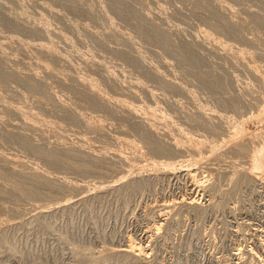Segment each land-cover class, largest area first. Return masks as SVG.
<instances>
[{
  "label": "rangeland",
  "instance_id": "obj_1",
  "mask_svg": "<svg viewBox=\"0 0 264 264\" xmlns=\"http://www.w3.org/2000/svg\"><path fill=\"white\" fill-rule=\"evenodd\" d=\"M0 1L5 6L0 8V33L17 37L24 43L45 42L57 51L59 50L61 56H65L64 62H57L49 56L36 55L31 48L23 53L15 48L12 54L17 59L19 58L17 61L26 58L24 61L27 62L28 60L29 62V59H35L37 56L56 71L59 69L65 74H72L71 76L77 74L86 78L89 76L93 83L105 91L108 96L121 97L130 104L149 106L155 110L166 112L171 117L173 124L181 128L186 135L183 138L187 137V140H182L186 149L183 150L185 154L183 151V153L179 152L183 154L182 156L180 154V157L178 152L170 149L172 148L170 142L168 145L170 139H165L168 136L162 135L164 130L163 133L162 129L159 130V136L155 133L151 134L147 129L144 131L145 126L143 127L134 118H129L118 108L87 104L81 95V89H78L80 87L74 80L72 82L70 77H63V80L58 82L55 78L45 74L42 76V80L47 83L44 87L21 75L10 76L12 72L6 66L4 73L0 74V103H11L16 106L27 104L42 118L50 119L58 124L60 130L55 131L56 134L50 130L45 132V143L40 137L42 134L39 132L37 134L35 130H29L25 127L21 128L22 126L18 127L15 115L0 110V117L2 118L0 120L3 121L2 124L0 123V158L2 156L1 161H3L2 159L6 154L5 157L12 160V156L14 162L12 165L6 161H0V171L3 170L5 163V169L9 164L6 171L12 172L11 177L0 178V225L2 224L0 226V264H106L105 261L109 263L112 260L119 261L115 264H264V246H262L264 245V178L256 177L257 174L250 170L253 166L254 157L264 152V133L262 132L264 131V117L261 121L259 115L264 104L263 0H225L238 11L235 15L220 12V18L213 14L212 4L216 0H132L129 2L132 9L140 14L148 15L147 18L151 23H156L164 30L166 29L165 31L171 40H177L176 42L181 44L184 40V46L185 44L194 46V48L187 47L195 53L197 51L196 54H199L200 58L202 56L203 60L197 67L198 69L194 70L197 75L192 76L187 74L183 64L181 70L180 61L173 56L170 57L168 53L162 52L163 49H160L159 46H152L151 43V45L148 43L149 46L144 39L141 41L137 37L132 40L133 31L131 35L128 33H131L133 29L124 25L125 23L122 24L123 20L121 21L118 17L115 18L118 22L113 21L117 15L114 12L115 16H113V11L108 9L109 0H80L79 5L83 2L84 6L78 7L79 5L75 6L74 3V7H72L74 11L62 0H22V3L19 0L18 4H15V1L10 4V0ZM77 7L79 9L84 7L86 10L81 9L80 11ZM215 11L217 10L215 9ZM15 15L19 16V20H15ZM119 19L121 24H119ZM4 20L11 21L10 23L14 26L9 27L4 23ZM36 23L44 24L45 28H49L54 33L48 38L43 36L44 34L37 33L33 29L36 27ZM23 27L26 28L23 29ZM80 28L85 29L82 32ZM125 28L128 31L130 28V31L126 32ZM200 28L207 30L211 36L209 41H205L206 43L202 40L204 37L200 36L202 35L198 31ZM88 32H90V40H88ZM112 32L114 33L113 38L107 37ZM92 34L97 37L93 39L94 35L92 36ZM110 37L111 40L108 39ZM199 37L201 38L199 39ZM113 39L118 40H115L117 43ZM213 39L219 43V45L217 43L218 46L214 44ZM93 40L97 41L98 46L101 42L106 41V46L102 43L106 49H104L105 47H102V50L99 49ZM98 40L101 42L99 43ZM211 40L213 43H210ZM118 43L120 44L117 45ZM223 44L225 46L221 50ZM220 45L221 47L218 49L217 47ZM107 46L108 48L110 46L111 50L116 46V52H120L119 49H121L120 53L129 57L122 56L128 62L123 61L115 49L112 52L110 49L108 50ZM155 47L159 49L157 50ZM107 51L112 54L115 52L116 55L115 53L108 55ZM235 51L242 52L241 58H244L239 59L238 56H241L239 53L236 57ZM117 55L120 59L114 60ZM130 59L137 62L142 60L147 63V66L149 65L151 68L150 72L155 76L158 75L161 80L163 79L162 81L165 80L166 86H161L160 79L156 80L153 75H147L145 69L143 70L142 67L140 69ZM22 62H19L20 65L17 67H22ZM109 73L115 78L116 84L107 78ZM204 74H208L207 79L211 84L220 75L219 79H222L224 84H229V88L227 89L228 86L221 87L222 90L218 88L220 90L212 91L213 93L210 87H206L205 90V86H201L203 83L200 84L201 80H199L200 82L197 81L199 78L202 79ZM148 77H151V80ZM152 78L157 83L152 81ZM149 80L151 83L148 82ZM152 82H155L156 85ZM230 85H233L234 88H231ZM51 91L62 100H60L61 102L68 105V113L67 110L64 111L58 107V104L50 96ZM133 91H136V94H132ZM160 93L164 98L166 97V101L162 97L165 102L159 98V96L161 97ZM219 97L230 102L232 100L236 104L235 107L226 106L225 108V106L214 103L213 100H217ZM167 101L170 105H174L175 109L169 103L167 105ZM193 113H196L195 118L203 113L208 117L210 115L211 123H214L215 118V124L223 127H221V132H218L217 137L211 135L213 132L210 130L207 131L209 135L206 134L202 124L196 123L190 116ZM75 114L81 115L87 120H94L95 118L100 120L102 133L91 132L90 129L82 126L74 116ZM192 116L194 117L195 114ZM217 124L216 127H218ZM258 128L261 129V132ZM10 132L11 134L14 133L13 137H18L19 134L21 136L24 133L27 135V140H30L28 137L31 138L32 143L29 141L31 145L34 143L36 145L37 142V145L43 146L46 150L54 147L53 149L59 150L60 154L63 155H70L64 151L65 149L67 151L68 149L73 150L71 157L79 155H76L79 153L76 150L80 151L77 149L79 144L81 146L86 144V148L82 147L86 150L89 148V153L94 150L93 154L96 153V156H102L100 151H104L106 147V156H102L105 159L97 161L96 164L88 159L92 162L90 164H93L90 167L92 169L90 172H84V170L77 168L78 171L74 167L71 169L62 168L64 166L55 167L48 159L45 160L44 157L35 154L34 151L26 149L22 143H17L15 138H10ZM5 133L7 137L4 136ZM256 133L258 135L254 137ZM63 135H66L68 140ZM76 136L83 137L86 142L80 143ZM62 137L66 138L65 141ZM118 137L133 141L134 147L126 151L131 156L137 154L142 155L145 159L151 158L152 161L171 162L177 169L173 170L175 173L181 172L185 166L188 168L191 166L189 169L194 172L199 169L196 172L197 176L199 175V178L204 180L203 187L195 188L191 192L190 182L184 176H180L179 173L174 176L166 175L157 169L155 171L154 168H152L154 170L152 172L151 167L146 166V162L136 161L137 164L141 163V166L145 165L139 167V164L137 166L135 163L130 168L122 165L117 159L114 161L113 153L115 151L125 152V147L117 140L115 141ZM148 137L157 143L159 141V145H164L165 148L170 146L168 149L172 151V155L169 152V155L166 152L164 154L163 152H155V144H151L147 139ZM10 139H13V142ZM57 139H60L57 142L61 143L60 145L54 143ZM198 140L206 145L205 147L202 145L204 148L211 147L213 152L214 149H217L219 156L217 155L218 157L215 159L213 156L218 154L216 151L213 155L205 151L208 147L207 149L202 148V155H200L202 157L199 158L198 156L199 161H197L196 155H193L190 148L193 146L192 143ZM53 144L55 145L53 146ZM62 145L64 150L61 148ZM70 145L75 147L72 146V149ZM223 149H227V151L223 152ZM207 153L212 156L206 155ZM81 157L83 156H80V159ZM192 157L197 160H193ZM14 158L19 160L21 164L26 161L28 168L23 166L25 163L22 167L19 162L18 165ZM181 159L184 160L185 166L178 164V162H183ZM176 160L178 162L175 163ZM193 161L195 165L192 164ZM185 162L186 164L190 162L191 165H186ZM196 162L199 164L196 165ZM179 165L183 168L181 169ZM12 166L15 168L12 169ZM241 166H243L245 173L241 172ZM133 167L137 168L135 172L132 171L134 170ZM30 168L39 170L43 176L52 179L51 182L55 181L61 186H57L54 182L53 188L55 189L57 186L55 190L52 186L51 190L47 188L50 185L43 186L44 197L37 196L35 199L33 198L34 200L30 197L32 201H29L30 198L24 195L26 199L22 196V192L21 195L17 194L20 191L17 190L11 179L14 178L15 169V173H22L21 175L29 173L30 175ZM142 168L145 175L141 173L143 172ZM125 169L128 171L131 169V173L126 172ZM149 171L153 173V176L154 174L156 176L152 178L153 176H150L151 172ZM138 172L144 177L139 176ZM18 173L15 176L19 177ZM126 175L128 176L126 177ZM130 175L132 178L139 179L138 177H140L141 185L134 190L130 188L131 185L129 184L131 183H128L133 180L130 179ZM63 178L71 182L69 187L62 181ZM124 178L128 180L126 183ZM249 178L255 181L249 180V182L247 180ZM259 179L262 181L260 182ZM114 182L115 185H113ZM239 182L244 183L243 185L246 182L247 185L243 186ZM78 184L84 186L86 184L87 188L85 189L86 186L84 189L74 187ZM237 184L241 186L233 188ZM104 186L110 188L107 187V189ZM112 186L113 188L118 187L113 189ZM103 187L104 190H102ZM98 188L101 189L97 191ZM190 193L195 195L197 199V208L194 207L191 210L180 205L177 207L178 204H174L176 207L172 206L173 208L170 209L172 214L165 213L166 215L163 214L161 220L156 219L157 222L155 221L156 211H154L155 213L152 211V205L157 207L158 204H163V200L171 203H173L172 201L177 202L178 199L190 197ZM64 199H70L71 202L68 203L69 205L66 204L68 206H63L60 209ZM57 204L58 208L55 209ZM34 205L43 207L42 210L44 209L47 213L44 212L45 214L39 215L38 210L33 209L37 208ZM151 222L157 225L161 223L157 233L153 234L154 236L146 234L150 224H152ZM128 236L136 242L141 240L139 243L147 249L149 254L146 260L130 259L131 257L125 259L126 255L118 254L126 246ZM2 239L5 240L4 244ZM237 252H242L241 260L234 257ZM97 255L102 258L98 256L94 259ZM108 257L112 259L110 260Z\"/></svg>",
  "mask_w": 264,
  "mask_h": 264
},
{
  "label": "bare ground",
  "instance_id": "obj_2",
  "mask_svg": "<svg viewBox=\"0 0 264 264\" xmlns=\"http://www.w3.org/2000/svg\"><path fill=\"white\" fill-rule=\"evenodd\" d=\"M8 1V0H7ZM11 1V2H10ZM9 1V3L10 4H13V2L12 1H15L16 3L15 4H18V2H20L21 1V3H22V0H10ZM25 1V0H24ZM57 1V0H56ZM58 1H60V0H58ZM62 1H64L65 2V4L66 5H68L73 11H74V8H72V7H74V5L76 6V5H79L80 4V0H62ZM132 0H128V1H122V0H109V2H108V5H109V7H108V9L112 12V14H113V16H115V14L117 15V16H115L114 17V20L113 21H115V22H118V21H116V19L115 18H120L121 19V23L122 24H124V25H126V26H128V27H130L131 29H133V30H131V33L129 32L130 31V28H129V31L127 30V28H125V31L126 32H129L128 33V35H131L132 34V31H133V36H131V39H132V37H133V39L132 40H134L135 39V37H137L138 38V40H139V38L141 39V41L144 39L145 40V43L147 44V45H149L150 43L152 44V46H159V48L161 49H163L162 50V52H165V53H168L169 54V56L170 57H172L173 56V58H175L176 60H178V61H180L181 63V66H182V64L185 66L184 67V69L187 71V74L190 76H192V75H195L196 73L194 72V70L197 68V67H199V64L201 63V60H203L202 59V56H201V58L198 56L199 54H196V53H198L197 51H196V53L195 52H193L191 49H189V48H194V46L193 47H191V46H189V45H186L185 44V46H184V43H185V41L183 40L182 41V43L183 44H181V43H177L175 40L173 41V40H171L170 38H169V36H168V33H167V31H165L162 27H160L158 24H156V23H151V21H149V19L147 18L148 17V15L146 16L145 14H140L138 11H135L134 9H132V7L130 6V3L129 2H131ZM262 1V0H261ZM264 1V0H263ZM2 1H0V8L3 6V8L5 7L4 5H3V3H1ZM107 2V1H106ZM61 3V2H60ZM75 3V4H74ZM83 2H81V5H83L84 6V4H82ZM213 3V2H212ZM5 5H6V2L4 3ZM74 4V5H73ZM107 4V3H106ZM81 5H79L78 7H80ZM77 7V9H79ZM69 8V9H70ZM212 8H214V11H213V14H216V16H217V18L219 17L220 18V16H221V13L220 12H223V14L224 13H230V14H233V15H235L236 13H237V8L235 9V7L234 6H232L230 3H227V2H225V0H216V1H214V3L212 4ZM81 9L83 10V9H85L86 10V8H80L79 10L81 11ZM215 9L218 11H215ZM84 10V11H85ZM249 11V10H248ZM87 12V11H86ZM114 12H115V14H114ZM87 14V13H86ZM90 14V13H89ZM93 14V13H92ZM94 16V15H93ZM11 17H13L14 18V16H11ZM19 18V16L18 15H15V20L17 21V19ZM12 19V18H11ZM120 19H119V24H121L120 23ZM13 20V19H12ZM19 20V19H18ZM14 21V20H13ZM11 21H9V22H7L6 20H4V23L5 24H7L9 27L10 26H14V25H12L11 23H10ZM20 22V21H19ZM153 22V21H152ZM15 23V22H14ZM156 24V25H155ZM231 24V23H230ZM232 24H234V23H232ZM22 25V24H21ZM123 25V26H124ZM216 26V25H215ZM22 27V26H21ZM125 27V26H124ZM24 28H26V27H23V29ZM33 29L34 30H36L37 31V33H39V34H41V35H43V36H46L47 38L48 37H50L53 33H54V31H50L49 30V28H45V25L44 24H39V23H36V27H33ZM78 29V28H77ZM85 29V28H84ZM83 29V30H84ZM202 28H200V30H201ZM205 29V28H204ZM26 30V29H25ZM75 30H76V28H75ZM80 30L83 32V30H82V28H80ZM198 30L199 32H201V34L202 35H200V33H198L201 37L203 36L204 37V39H202V40H204V42L205 41H209V37H211V36H209V33L207 32V30L205 31V30ZM86 31H88L87 29H86ZM85 31V32H86ZM85 32H84V36H85ZM90 32H92V31H90ZM90 32H88V36L90 35L89 33ZM94 33H95V31H94ZM87 34V33H86ZM134 34H135V36H134ZM180 34V33H179ZM94 34H92V36H93ZM96 35L98 36V34L96 33ZM96 36V37H97ZM108 36H111L112 38H113V36H114V33L112 32V33H110L109 35H107V37ZM117 36V35H116ZM115 36V37H116ZM182 36V35H181ZM95 37V35H94V37H93V39L94 38H96ZM99 37V36H98ZM108 38V39H112V38ZM201 37H199V39L201 38ZM118 38V37H117ZM180 38V37H179ZM213 38V37H212ZM211 38V39H212ZM91 39V37L89 36V38H88V40H90ZM99 39V38H98ZM95 40H97V39H95ZM95 40H93L94 41V43L95 44H97V41H95ZM99 40H101V38L99 39ZM98 40V41H99ZM114 40V42H115V40L116 39H113ZM180 40H181V38H180ZM104 41V40H103ZM116 41H118V40H116ZM120 41V40H119ZM215 41V43L214 44H216V46H218L219 45V43H218V45H217V43H216V40H214L213 39V42ZM101 41H99V43H100ZM106 42V41H105ZM105 42H101L100 43V46H98L99 44H97V46L99 47V49H101L102 47L104 48L105 46H106V44H105ZM136 42H137V40H136ZM140 42V41H139ZM179 42V41H178ZM200 42H202L201 40H200ZM212 42V40L210 41V43H213ZM102 43H104L105 44V46L102 44ZM115 43H117V42H115ZM121 43V42H120ZM120 43H118L117 45H119ZM140 43H142V42H140ZM149 43V44H148ZM206 43V42H205ZM150 44V45H151ZM209 44V43H208ZM214 44H212L213 46H214ZM149 45V46H150ZM187 46H189V48L187 47ZM196 46V45H195ZM224 44L222 45V47H221V45L219 46V47H217L218 49L221 47V50L224 48ZM116 47V46H115ZM115 47H114V49H115ZM196 47H198V46H196ZM215 47V46H214ZM15 48H17L21 53H23V52H25L27 49H29V48H31L34 52H35V54L37 55H40V56H42V57H44V56H49V57H51V58H53L54 60H56L57 62L58 61H62V62H64L65 61V56H61L62 54L59 52V50L57 51L55 48H53L52 46H50V45H48V44H46L45 42H32V43H24L21 39H19V38H17V37H12V36H9V35H6V34H3V33H0V74H2V73H4V70H5V67L7 66L10 70H11V72H12V74L10 75V76H23V77H25V78H28V79H32V81H34L36 84H39V85H42V86H44L45 87V85L47 84L46 82H45V80L43 81L42 80V76H44L45 74H47V75H49L50 77H53V78H55L58 82L60 81V80H63V77H70V79H72V82H73V80L75 81V83L76 84H78V86L80 87V88H78L79 90L81 89V95L83 96V98H85V100H86V102H87V104H89V105H91V106H107V107H114V108H118V109H120L121 111H123L124 112V114L125 115H127L129 118H134L138 123H140L141 125H143V127L145 126V128H144V131H145V129H147L151 134L153 133H155L156 135H158V133H159V130L160 129H162V133H163V130H164V134H162V135H165L164 137H166V136H168L167 138H165V139H170L169 141H168V145H169V142L171 143L170 144V146L172 147V148H170L172 151H173V149H174V151H176V152H178V154H179V156H180V154L181 153H183L184 151H185V149H186V147H184L183 146V142L184 141H182L183 139L184 140H187L186 138L187 137H185V138H183L184 136H186L184 133H183V131H182V129L181 128H179L177 125H175V124H173V121H172V119H171V117L166 113V112H164V111H158V110H155V108H153V107H149V106H145V107H143L142 105H137V104H130V103H128L125 99H123V98H121V97H111V96H108L106 93H105V91H103V90H101L96 84H94L93 83V81H92V79L88 76L87 78L85 77V76H80V75H78L77 73V75H73V76H71L69 73L67 74H65V72L64 71H59V69H58V71H56V69H54V68H50V65L48 64V63H46V62H43V61H41L40 59H39V57H37V56H35L36 58L35 59H29V62H28V60H27V62H25L24 60L26 59H24V60H20V61H17V60H19V58L17 59V57L16 56H14L13 54H12V51L15 49ZM117 48V47H116ZM159 48H156L155 47V49H159ZM104 49H106V47L104 48ZM107 49L109 50H111V48H110V46H109V48H108V46H107ZM114 49H112V50H114ZM119 49V48H118ZM117 49V50H118ZM198 49V48H197ZM102 50V49H101ZM112 50H111V52H112ZM120 50V52H121V49H119ZM108 52V51H107ZM111 52H108V55H110V53ZM115 52H116V49H115ZM114 52V53H115ZM119 51L118 52H116L121 58H123V57H125V56H127V55H123V53L121 54ZM124 52V51H123ZM236 52V51H235ZM113 53V54H114ZM116 53H115V55H116ZM232 53H233V51H232ZM237 53H239L240 55L242 54V52L240 53V52H236V53H234V54H236V57L239 55H237ZM104 54H106V53H104ZM112 54V53H111ZM112 54V55H113ZM114 55V56H115ZM117 55V57H115V59L114 60H116V58H117V60L118 59H120V57ZM114 56H113V58H114ZM123 56V57H122ZM233 56V55H232ZM231 56V57H232ZM244 56V55H243ZM248 56H249V54H248ZM110 57H112V56H110ZM119 57V58H118ZM128 57V56H127ZM126 57V58H127ZM235 57V56H234ZM242 57V55L241 56H238V58L239 59H243V58H241ZM246 57V56H245ZM129 58V57H128ZM238 58H236L237 60H239ZM28 59V58H27ZM112 61H114L113 59H111ZM123 61L125 60L126 61V59H122ZM129 60V59H128ZM134 59H130V61H132L133 62V64L135 63V65L137 66V67H142L143 68V70L145 69L146 71H145V73H147V75H153L151 72H150V70H151V68L149 67V65L147 66V63H145L144 61H142V60H140V61H133ZM21 61H23L22 63H21V65H22V67H17L18 65H20V63L19 62H21ZM126 62H128V61H126ZM18 63V64H17ZM131 63V62H130ZM16 65V66H15ZM134 65V66H135ZM135 66V67H136ZM180 66V67H181ZM136 67V68H137ZM142 68H140V69H142ZM183 69V66H182V68H181V70ZM198 69V68H197ZM185 70H183V71H185ZM182 71V72H183ZM197 71V70H196ZM181 72V73H182ZM225 73V72H224ZM176 74H178V72H176ZM184 74V73H183ZM221 74H222V72H221ZM5 75H7V74H5ZM146 75V74H145ZM197 75V74H196ZM204 76V77H203ZM202 76V79H198L197 81L198 82H200L199 80H201V82H200V84H202L201 86L203 87V86H205L204 88H205V90H206V87H210V90H211V92L212 91H216L218 88H220L221 90H222V88L221 87H227V89L229 88V84L228 85H226L227 83H226V81H225V83L226 84H224L223 82L224 81H222V79H219L220 77V75L217 77V79H216V81L213 83V84H211L210 82H209V80L207 79V76H208V74H204ZM226 76V75H225ZM224 76V77H225ZM152 77V76H151ZM151 77H148V79H150ZM153 77L154 78H156V80H159L161 83V86L162 85H165L166 86V82H165V80L164 81H162L161 80V78L157 75V76H155V75H153ZM193 77H195V76H193ZM201 77V76H200ZM221 77H222V75H221ZM223 77V78H224ZM107 78L112 82V83H114V84H116L115 82V78L113 77V75L111 74V73H109L108 75H107ZM154 78H152L153 80L152 81H155V79ZM191 78V77H190ZM197 78H198V76H197ZM145 79H147V78H145ZM151 80V79H150ZM150 80L148 81V82H150ZM192 80H193V78H192ZM227 80V79H226ZM195 81V80H194ZM228 81V80H227ZM156 83H157V81H155ZM155 82H152V83H154L155 84ZM196 82V81H195ZM197 82V83H198ZM151 83V82H150ZM156 85V84H155ZM158 85V84H157ZM168 85V84H167ZM160 86V85H159ZM164 86V87H165ZM231 86V85H230ZM201 87V88H202ZM233 87V85L231 86V88ZM47 88V87H46ZM234 88V87H233ZM220 89H218V90H220ZM230 90V89H229ZM228 90V91H229ZM233 91V90H232ZM234 92V91H233ZM132 94L134 93V94H136V91H133V92H131ZM213 93V92H212ZM211 93V94H212ZM49 94H50V92H49ZM161 94V93H160ZM233 94V93H232ZM213 95H215V94H213ZM234 95V94H233ZM50 96L52 97V99H54V101L58 104V107L59 108H61V109H63L64 111L65 110H67V113L69 112V107H68V105H66V104H64L63 102H61L62 100L61 99H59L58 98V96L55 94V93H52V91H51V94H50ZM163 96H162V94H161V97L159 96V98H162ZM235 97V96H234ZM234 97H233V100H235L234 99ZM164 98V97H163ZM163 98H162V100H163ZM166 98V97H165ZM164 98V99H165ZM61 100V101H60ZM236 100H237V98H236ZM165 101H166V99H165ZM164 100H163V102H165ZM213 101H215L214 103H218L219 105H221V106H225V108H226V106L227 107H235V103L234 102H232V100H231V102L230 101H227V100H225V99H223V98H221V97H219V98H217V100L215 99V100H213ZM0 102H1V98H0ZM167 103H169V101H167L166 102V104ZM168 105V104H167ZM169 105H170V103H169ZM170 106H173L174 107V105H170ZM173 107H171V108H173ZM0 110H5V111H8V113H12L13 115H15L16 116V120H17V122H16V125L19 127V126H22L21 128H23V127H25V128H27V129H29V130H35V132L37 133V132H39L40 134H42L41 136H40V134H39V136L40 137H42L43 138V141H44V138H45V132H47V131H53L54 133H55V131H58V130H60V126L58 125V124H56L54 121L52 122V120H50V119H45V118H42L37 112H35L29 105H27V104H25V105H12L11 103H0ZM221 108V107H220ZM174 109H175V107H174ZM2 111H1V113H2ZM4 112V111H3ZM5 113H7V112H5ZM191 114V113H190ZM195 114V116L193 117L192 115H194ZM211 114V113H210ZM192 115H190L192 118H193V120L197 123V122H199V123H201L202 124V127L205 129V133L208 131L209 132V130H210V132H213V133H211V135H214L215 137H217V134H219L218 132H221L220 130H221V127L222 126H218V124H217V126L218 127H216V124H215V118H214V120H213V122L214 123H211L212 121L210 120V115H209V117L207 116V115H205L204 113L200 116V115H198L197 116V118H195L196 117V113H193ZM214 115V114H213ZM260 116H261V121L263 120L262 119V117H264V104H263V106H262V108L260 109V114H259ZM76 118H77V120L78 121H80V123L82 124V126H84V127H86L88 130L90 129L91 130V132H95V133H102V124H101V122H100V120H98L97 118H95L94 120L96 121H94L93 119H89V120H87V119H85V118H83L81 115H74ZM189 116V115H188ZM259 116V117H260ZM199 117V118H198ZM212 117V116H211ZM76 118H74V119H76ZM188 118V117H187ZM192 118H191V120H192ZM212 118V119H213ZM0 119H2L1 117H0ZM4 120V119H3ZM257 120H260V119H257ZM0 123L2 124L3 123V121L1 122V120H0ZM16 125H15V127H16ZM219 125H221V124H219ZM262 125V124H261ZM201 127V126H200ZM199 127V128H200ZM262 127V126H261ZM260 127V128H261ZM223 128V127H222ZM26 129V130H27ZM201 129V128H200ZM146 130V131H147ZM223 130V129H222ZM258 130H259V128H258ZM257 130V131H258ZM263 130V129H262ZM260 132H261V129L259 130ZM258 131V133H260ZM203 132H204V130H203ZM206 133V134H208L209 135V133ZM263 133H264V131H262ZM160 133H161V131H160ZM14 134V133H13ZM13 134H11V132H10V134L9 135H11L10 136V138H15V140L17 141V143L18 142H20V143H22V145L26 148V149H29V150H31V151H34V153L35 154H38V155H40V156H42V157H44V159L46 160V159H48V161L51 163V164H53V166L55 165V167H57V166H64V167H62V168H66V169H68V168H70L71 169V167L73 168L74 167V169H80V170H84V172L85 171H89L90 172V170L92 171V169L90 168V167H92V165L93 164H90V162L92 161L94 164H96V162L97 161H102V160H104L105 158H103L102 156H106L105 155V151L107 150V148L105 147H103L104 148V151L102 150V149H100V150H102V151H100V152H102L101 154H102V156H100V158H99V156L97 155L96 156V153H95V155L93 154V151H92V153L90 152L89 153V148H88V150H86V149H84V147L86 148V144L84 145V144H82V146H84V147H82L80 144H79V146L77 147V149H79L80 151H77L76 150V152H79V153H76V155L77 154H79L80 156H83V157H85V159H82L83 157H81V159H80V156L78 157H71V153L73 152V150L71 151V150H69L68 149V151L65 149H63L62 147H64L63 145L61 146V148L65 151V152H67V153H70V155L68 154V155H63V154H60V151L59 150H56V149H53L54 147V145L57 143V142H59L60 141V139H61V137H60V139H57L56 141H54V143L55 144H53V148L52 147H50V148H52V149H48V150H46V148H43V146H39V145H37V142H36V145H35V143L33 144V145H31V138L30 137H28L30 140H27V138H26V136L27 135H24V133H23V135H21L20 136V134H19V136L18 137H13L12 135ZM38 134V133H37ZM56 134V133H55ZM262 134V133H261ZM260 134V135H261ZM6 135V137H7V134L5 133L4 134V136ZM15 135H16V133H15ZM61 135V134H60ZM59 135V136H60ZM255 135V136H254ZM253 136L254 137H257V133L256 134H254ZM29 136V135H28ZM55 136V135H54ZM57 136V135H56ZM62 136V135H61ZM64 136V135H63ZM66 136V135H65ZM64 136V137H65ZM159 136V135H158ZM157 136V137H158ZM39 137V138H40ZM64 137H62V138H64ZM115 137V136H114ZM156 137V136H155ZM161 137V136H160ZM159 137V138H160ZM34 138V137H33ZM33 138H32V140H33ZM57 138H58V136H57ZM66 138H67V136H66ZM66 138H64V141H65V139ZM76 138H77V141H79L80 143L81 142H86L85 141V139L83 138V137H78V136H76ZM7 139V138H6ZM13 139L11 140V142H13ZM148 140H149V142L151 143V144H155V146H154V150H155V152H158V153H161V152H163V154L166 152V154L167 155H169V154H171L172 153V151L170 150V149H168L170 146H167L168 148H165V146L163 147L161 144L159 145V141H158V143L156 142V141H154L153 139H151L150 137H148L147 138ZM189 139V138H188ZM41 140V139H40ZM62 140V139H61ZM67 140H68V138H67ZM117 140V142L118 143H120L122 146H124L125 147V152H123V151H121V150H118V151H115L114 153H113V155H114V157H113V155L111 154V152H110V154L112 155V157L114 158V161H115V159H117L119 162H121L122 163V165H125V166H127V167H130L131 168V166H133V165H135V163H136V161L137 162H146L145 164H146V166L148 165V166H150L151 167V171L153 170L152 168H154V170L156 171V169L157 170H159V172H163V173H166V175H176V173H179V174H181L180 176H184L189 182H190V188H191V192L193 191V189H195V188H201V187H203V184H204V180L202 179V178H199V175L197 176V172L199 171V169H198V171L196 172H194L192 169H189L188 168V166H185L183 163H184V160L183 159H181V161L183 160V162L182 163H180V162H178L177 160L175 161V163L176 162H178V164H183L184 166H185V169H182L183 167L182 166H180V168L182 169H180L181 170V172H174L173 170L174 169H176L173 165H172V163L171 162H157V161H152V160H150V159H145V158H143V156L142 155H137V154H134L133 156H131L130 154H128V153H126V151H128V150H130V149H132V147H134V143H133V141H131V140H127V138H121V137H118V138H116L115 139V141ZM9 141V140H8ZM29 141L31 142V143H29ZM33 141H35V140H33ZM42 141V142H43ZM63 141V140H62ZM10 142V141H9ZM45 143H46V141H44ZM156 142V143H155ZM14 143H16V142H14ZM66 143H68V142H66ZM70 143V142H69ZM57 144H59V143H57ZM61 144V143H60ZM59 144V145H60ZM63 144V143H62ZM71 144V143H70ZM72 144H74V143H72ZM163 144V143H162ZM193 144V146H192V148H190V150L193 152V155L195 154L196 155V158L199 156V158L200 157H202V156H200V155H202L201 154V150H202V148H204L206 145H204L203 143H202V141H196V142H193L192 143ZM76 145V144H75ZM78 145V144H77ZM185 145V144H184ZM204 147H203V146ZM73 145H70V148H72L73 149V147H75V146H73ZM241 146V145H240ZM28 147V148H27ZM66 148H67V146H65ZM82 147V148H81ZM88 147V146H87ZM97 147V146H96ZM98 147H102V146H98ZM208 147V146H207ZM207 147L206 148H204V149H207ZM233 147V146H232ZM244 146H242V148H243ZM185 148V149H184ZM211 147H208V149L207 150H205L206 152H209V153H211V154H213L215 151L218 153L219 151H217V149H214V152L212 151V149H210ZM235 148V147H234ZM233 148V149H234ZM241 148V147H240ZM241 148V150H243ZM76 149V148H75ZM106 149V150H105ZM135 149V148H134ZM204 149H203V153L205 152L204 151ZM230 149H231V147H230ZM232 149V150H233ZM110 150V149H109ZM136 150V149H135ZM153 150V151H154ZM184 150V151H183ZM224 151L223 152H225V151H227V149L225 150V149H223ZM63 151V152H64ZM99 151V150H98ZM98 151H97V153H98ZM183 151V152H182ZM240 151V150H239ZM168 152H169V154H168ZM179 152H181V153H179ZM215 152V153H216ZM229 152V151H228ZM227 152V153H228ZM230 152H231V150H230ZM229 152V153H230ZM247 152V151H246ZM245 152V153H246ZM62 153V152H61ZM75 153V152H74ZM86 153H88V154H86ZM175 153V152H174ZM209 153H207L206 155H208ZM214 153V154H215ZM241 153H242V151H241ZM5 154V153H4ZM65 154V153H64ZM100 154V153H99ZM107 154V153H106ZM184 154H185V152H184ZM213 154V155H214ZM1 155V154H0ZM75 155V156H76ZM109 155V154H108ZM172 155V154H171ZM183 154H181V156H182ZM194 155V156H195ZM204 155V154H203ZM216 155V156H215ZM213 157L215 158V157H218L219 156V153L218 154H215ZM218 155V156H217ZM5 156H6V154H5ZM4 156V158L2 159L3 161H6V162H8L9 164H11L12 163V165H13V158H12V156H11V159L12 160H10V159H7L6 157ZM74 156V155H73ZM180 156V157H181ZM209 156L211 157L212 155H210L209 154ZM9 157V156H8ZM212 157V158H213ZM1 158H2V156H1ZM1 158H0V161H1ZM103 158V159H102ZM199 158H197V159H195V158H193L192 157V159L194 160L195 159V161L197 160V161H199ZM213 158V159H214ZM15 159V158H14ZM91 160V161H89V160ZM216 159V158H215ZM21 160V159H20ZM23 160V159H22ZM180 160V159H179ZM3 161H1V162H3ZM14 161H17L16 159L14 160ZM24 161V160H23ZM22 161V162H23ZM135 161V162H134ZM185 161H187V160H185ZM0 162V163H1ZM19 162V160L16 162V163H18ZM91 162V163H92ZM134 162V163H133ZM15 163V164H16ZM20 163V162H19ZM19 163H18V165H19ZM25 163V164H24ZM23 164H21V167H22V165L23 166H26V161L24 162ZM190 163V162H189ZM188 162H187V164H189ZM5 164V163H4ZM3 164V166L5 167V165ZM9 164H8V166H7V168L9 167ZM14 164V165H15ZM31 164V163H30ZM30 164H29V166H30ZM101 164V163H100ZM139 164V163H138ZM138 164L136 163V165L138 166ZM141 164V163H140ZM139 164V167H143L144 165H143V163H142V165L143 166H141ZM185 164H186V162H185ZM186 164V165H187ZM192 164L193 165H195V163H194V161L192 162ZM199 163L198 162H196V165H198ZM2 165V164H1ZM34 165V164H33ZM33 165H31L32 167H33ZM176 165V164H175ZM189 165H191V164H189ZM253 166H251V171H253L254 173H256L257 175H256V177L257 176H260L259 178H261V179H263L264 178V172L262 173V171L264 170V152H262L261 154H259V155H256L255 157H254V160H253V164H252ZM124 166V167H125ZM235 166V165H234ZM3 167V170L2 171H0V178H4V177H11V173L12 172H7L6 171V169ZM19 167V166H18ZM134 167H136V166H134ZM133 167V168H134ZM138 167V168H139ZM186 167H187V169H186ZM196 168L198 167V166H195ZM235 167H237V166H235ZM242 167V173H245V172H243V170H244V168H243V166H241ZM10 168H11V166H10ZM13 168H15V166L13 167L12 166V169ZM25 168V167H24ZM26 168H28L27 166H26ZM34 168H35V165H34ZM33 168V170H32V168H30L31 169V171H30V175H29V173H25V174H23V175H21L22 173H18L19 175V177H17V176H15V175H17V173H15V171H16V169H15V171H14V178H12L11 179V181L13 182V184H14V186H16L17 187V190H19L20 192H17V194L19 193H21V194H23L22 196H27V197H32V200H34L37 196H40V197H44V195L43 194H45V192L43 193V190H42V188H43V186H48V185H50V187H47V188H50V190H51V186H52V188H53V186H54V183H56L57 184V182H55V181H53V182H51L52 181V179H49V178H47V177H45V176H43V174H41V172H39V170H35ZM126 168V167H125ZM147 168V167H146ZM177 168H178V166H177ZM199 168V167H198ZM237 168H240V167H237ZM236 168V169H237ZM18 169V168H17ZM29 169V170H30ZM61 169V168H60ZM73 169V170H74ZM77 169V170H78ZM141 169V168H140ZM143 169V168H142ZM144 169H145V167H144ZM144 169H143V172H141V173H144ZM245 169H246V167H245ZM10 170V169H9ZM22 170V169H21ZM21 170H20V172H21ZM135 170H137V168L135 169L134 168V170H132L133 172H135ZM146 170V169H145ZM149 170H150V168H149ZM154 170L152 171V172H154ZM177 170V169H176ZM241 170V169H240ZM11 171V170H10ZM18 171V170H17ZM25 171V170H24ZM27 171V170H26ZM79 171V170H78ZM125 171L127 172L128 170L127 169H125ZM131 171V169H129V171H128V173ZM138 171H139V169H138ZM141 171V170H140ZM151 171H149V172H151ZM82 172V171H81ZM137 172V171H136ZM146 172V171H145ZM150 173V176H153V173ZM131 173V172H130ZM139 174V176H142L141 174H140V172H138ZM200 173V172H199ZM198 173V174H199ZM133 174V173H132ZM152 174V175H151ZM27 175V176H26ZM138 175H137V177H138ZM144 175H145V173H144ZM147 175H148V173H147ZM159 175H161V174H159ZM128 175H126V177H127ZM149 176V175H148ZM154 176H156L155 174H154ZM154 176L152 177V178H154ZM179 176V175H178ZM131 177V178H130ZM130 179H133L132 181H130V179L129 178H127V179H129V181L130 182H128V183H131V184H129V185H131L130 186V188L132 189V190H134L135 188H137V187H139L140 185H141V182L139 181V179H140V177H138L139 179H137L136 177H133L132 178V175H130ZM142 177H144V176H142ZM141 177V178H142ZM147 177V176H146ZM145 177V178H146ZM242 177H244V176H242ZM245 177H246V175H245ZM249 177V176H248ZM135 178V179H134ZM149 178H151V177H149ZM125 179V178H124ZM123 179V180H124ZM147 179H148V177H147ZM242 179V178H241ZM59 180H61V179H59ZM126 180V179H125ZM141 180H143V179H141ZM144 180H146V179H144ZM248 181L249 180H252V179H247ZM260 180V179H259ZM264 180V179H263ZM65 184H68L67 186L69 187V185H71L70 183L71 182H68V181H66L65 180V178H63V180H62ZM120 181V180H119ZM128 180H126V181H124L125 183L127 182ZM237 181V180H236ZM236 181H235V183H236ZM238 181H239V179H238ZM243 181V180H242ZM247 181V182H248ZM255 181V180H254ZM253 180H252V182H254ZM262 180H260V182H261ZM11 182V183H12ZM189 182H188V184H189ZM250 182V181H249ZM249 182L247 183V184H249ZM257 182H258V180H257ZM59 183V182H58ZM124 183V184H125ZM234 183V185H236ZM238 183V182H237ZM239 183H241V182H239ZM64 184V185H65ZM83 184V183H82ZM97 184V183H96ZM119 184V183H118ZM117 184V185H118ZM244 184V183H243ZM242 183H241V185H243ZM246 184V182H245V185H247ZM60 185V184H59ZM58 184H57V186H59ZM80 184H78V185H76V186H74V187H79L80 189L81 188H83L84 189V187L86 186V184H85V186L84 185H80ZM113 185H115V182L113 183ZM241 185H238L237 184V186H234L233 188H235V187H238V186H241ZM245 185H243V186H245ZM254 185V184H253ZM56 186V185H55ZM56 186V187H57ZM61 186V185H60ZM97 186V185H96ZM103 186V185H102ZM109 186H111V185H109ZM109 186H104L105 188H110ZM15 187V188H16ZM46 187H44V188H46ZM55 187V189H57ZM89 187V186H88ZM95 187V186H94ZM99 187V186H98ZM104 187H103V189L102 190H104ZM118 187V186H117ZM117 187H114V188H117ZM119 187H120V185H119ZM14 188V187H13ZM58 188H60V187H58ZM87 188V186L85 187V189ZM97 188V187H96ZM96 188H95V190H96ZM102 188V187H101ZM101 188H98L97 189V191L99 190V189H101ZM107 188V189H108ZM112 188H113V186H112ZM113 188V189H114ZM54 188H53V190H55ZM76 189V188H75ZM89 189V188H88ZM94 189V188H93ZM112 189V190H113ZM16 190V189H15ZM116 190V189H115ZM195 191V190H194ZM234 191H237V190H235L234 189ZM239 191H240V187H239ZM89 192V191H88ZM237 193H238V191H237ZM20 194V195H21ZM232 194H233V191H232ZM235 194H236V192H235ZM189 195V194H188ZM187 195V196H188ZM234 195V194H233ZM19 196V195H18ZM24 196V197H25ZM83 196V195H82ZM81 196V197H82ZM236 196V195H235ZM79 198H80V196H78ZM16 198V197H15ZM26 198V197H25ZM28 198V199H29ZM34 198V199H33ZM78 198V199H79ZM83 198V197H82ZM181 198H182V196H181ZM13 199H14V197H13ZM27 199V198H26ZM77 199V198H76ZM75 199V200H76ZM77 199V200H78ZM84 199V198H83ZM19 200V199H18ZM31 200V198L29 199V201ZM31 200V201H32ZM76 200V201H77ZM80 200V199H79ZM167 200V199H166ZM171 200H173V199H171ZM197 199H196V197H195V195H192V193H190V197L188 196V197H184V198H182V199H178V201L177 202H174V201H172L173 203H171V202H165L164 200H163V204H158L157 205V207H156V205H152L153 207H156L155 209L152 207V211L154 212V211H156V218H155V221H156V219H158V220H161V217L163 216V214H164V216L169 212L170 213V209L171 208H173L172 206H174V208L176 207V205H174V204H178V206L177 207H179V205L180 206H184V207H186V208H188V209H194V207H196L197 208V201H196ZM75 201V202H76ZM168 201V200H167ZM69 202H71L70 201V199H64V201H63V203L60 205V209L61 208H63V206H68L70 203ZM78 202V201H77ZM69 203V204H68ZM74 203V202H73ZM60 204V203H59ZM66 204H68V205H66ZM75 204V203H74ZM155 204H157V203H155ZM71 205H72V203H71ZM34 206H37V205H34ZM51 207V206H50ZM49 207V208H50ZM53 207V206H52ZM151 207V206H150ZM42 208L43 207H39V206H37V208L35 207V208H33V209H37L38 211H37V213L39 214V215H41V214H43L44 212H45V210L43 209L42 210ZM54 208V207H53ZM52 208V209H53ZM58 208V204H57V206H56V208L55 209H57ZM181 208V207H180ZM46 209V208H45ZM54 209V210H55ZM177 209V208H176ZM191 209V210H192ZM49 210H51V209H49ZM34 211V210H33ZM48 211V210H47ZM57 211V210H56ZM174 211V210H173ZM172 211V212H173ZM49 212V211H48ZM45 213H47V212H45ZM44 213V214H45ZM155 213V212H154ZM166 213V214H165ZM32 214H34V213H32ZM37 214V215H38ZM170 214H172V213H170ZM169 214V215H170ZM36 215V214H35ZM168 216V215H167ZM166 216V217H167ZM163 219V218H162ZM154 221V222H155ZM1 222V221H0ZM157 222V221H156ZM158 222H160V221H158ZM3 223V222H2ZM152 223V222H151ZM161 224V223H160ZM159 224V225H160ZM2 225V224H1ZM0 225V226H1ZM4 225V224H3ZM159 225H157L156 223H152V224H150V226H149V228H148V230H147V232L148 233H146V234H150V235H155V233H157L156 231H158L157 229L159 228L158 226ZM161 226V225H160ZM1 231V230H0ZM145 233V232H144ZM148 235H147V237H148ZM153 235V236H154ZM1 236V235H0ZM129 237V236H128ZM151 237V236H150ZM145 239H146V236H145ZM4 239H2V243L4 242L5 243V240L3 241ZM126 240H128V242H127V244H126V246L124 247V248H122V251L120 252V253H118L119 255H126L127 257H125V259H127V258H130V259H138V260H142V261H144V260H146L147 259V257H148V253H147V249L146 248H144V246L143 245H141L139 242H141V240L139 241V242H136V240H133L131 237H129L128 239H126ZM264 242V241H263ZM3 243V244H4ZM1 244V243H0ZM264 244V243H263ZM262 246H264V245H262ZM147 247V246H146ZM116 252V251H115ZM118 252V251H117ZM254 253V252H253ZM237 254V255H236ZM235 254V258L236 259H240L241 260V256H242V252H240V253H236ZM114 255H116V254H114ZM98 256H100V255H97V256H95V258L94 259H96ZM110 256V255H109ZM101 257V256H100ZM105 257V256H104ZM102 258V257H101ZM109 258V257H108ZM108 258H107V260H108ZM104 259V258H103ZM103 259H101V260H103ZM110 259V258H109ZM112 259V258H111ZM110 259V260H111ZM98 261V260H97ZM105 261V260H104ZM103 261V262H104ZM99 262H101V261H99ZM105 262H107L106 264H115V262H119V261H114V260H112V261H109V263H108V261H105ZM103 264V263H102ZM118 264H120V263H118Z\"/></svg>",
  "mask_w": 264,
  "mask_h": 264
}]
</instances>
